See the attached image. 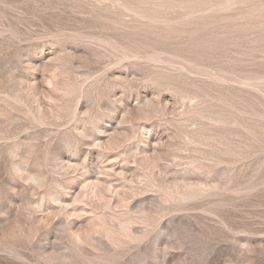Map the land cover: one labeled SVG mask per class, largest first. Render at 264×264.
<instances>
[{
  "label": "rangeland",
  "instance_id": "rangeland-1",
  "mask_svg": "<svg viewBox=\"0 0 264 264\" xmlns=\"http://www.w3.org/2000/svg\"><path fill=\"white\" fill-rule=\"evenodd\" d=\"M0 264H264V0H0Z\"/></svg>",
  "mask_w": 264,
  "mask_h": 264
}]
</instances>
